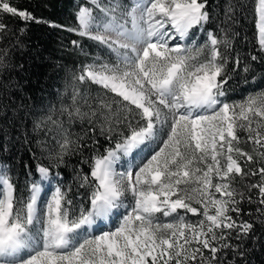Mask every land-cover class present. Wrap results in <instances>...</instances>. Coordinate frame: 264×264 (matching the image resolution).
Here are the masks:
<instances>
[{"label": "snow or ice", "instance_id": "snow-or-ice-1", "mask_svg": "<svg viewBox=\"0 0 264 264\" xmlns=\"http://www.w3.org/2000/svg\"><path fill=\"white\" fill-rule=\"evenodd\" d=\"M222 11L213 28L210 0H89L66 30L94 51L72 41L86 59L55 100L17 103L20 83L0 80V116L27 107L49 161L0 163V264H248L264 229V88L228 97L234 75L256 74L234 52L231 0ZM30 23L64 27L0 0V74L24 67L12 53ZM255 29L264 65V0ZM73 155L87 169L69 183Z\"/></svg>", "mask_w": 264, "mask_h": 264}, {"label": "trees", "instance_id": "trees-1", "mask_svg": "<svg viewBox=\"0 0 264 264\" xmlns=\"http://www.w3.org/2000/svg\"><path fill=\"white\" fill-rule=\"evenodd\" d=\"M210 2L213 5V15L218 17L210 25L215 28L219 20L223 19L222 6L225 0H210ZM231 2L235 6L238 21L233 25V29L239 33L233 41L234 52L238 53L244 62L253 63L256 74L255 82L250 78L252 74H248L247 82H245L243 72L239 76H233V80L230 81L231 88L228 97L232 100H240L248 92L264 88V65L251 62L249 57V53L258 54L255 53L257 47L255 0H231ZM12 3L18 9L27 10L39 19L64 27H52L49 23L28 24L27 31L20 35V40L23 41L22 47L12 53V63L22 64L24 67L7 69L0 74V80L13 85L20 83L21 88L13 90L12 93L17 103L21 98L26 102V105L33 102L47 103L50 100H55L57 91L65 89L71 71L77 69L80 63L86 59L73 47L72 41L79 40L86 50L94 51L91 41L66 30L77 25L76 12L81 5L88 4L89 0H12ZM217 5L221 7H217ZM6 22L17 31L22 25V22L17 18H9ZM204 37V35H200L199 39ZM7 43L8 39L0 41V44ZM30 97L32 99H29ZM12 115L13 113L9 112L7 116H0V144L5 149L0 151V163L8 164L17 174L23 171L25 164H32L34 170L36 162L49 163L47 153L42 155L37 143L41 137L45 136V133L32 131V119L28 115V108H20L15 114L16 118L9 123L8 117ZM82 127H87V125L80 122L73 123L71 131L74 134L80 133ZM25 135L29 142H25ZM32 152H35L37 157H41V160H33ZM77 159L78 157L75 155L67 157L68 166L61 168L69 183L72 182V165L87 169V165L76 164ZM21 181H23V177H21ZM73 190L75 191V188ZM76 199L78 200L79 197ZM243 207L247 211L254 210L256 206L244 204ZM257 227L259 229V226ZM256 235L258 239L255 243L247 242L246 259L248 264H264V229H259ZM229 257H231V253H229Z\"/></svg>", "mask_w": 264, "mask_h": 264}, {"label": "rangeland", "instance_id": "rangeland-1", "mask_svg": "<svg viewBox=\"0 0 264 264\" xmlns=\"http://www.w3.org/2000/svg\"><path fill=\"white\" fill-rule=\"evenodd\" d=\"M204 39H206V37H204V38H202V39H199L197 42H198V43H202V42L204 41ZM188 217H189L190 219H192V220H195V219H196V217H192L191 214H188Z\"/></svg>", "mask_w": 264, "mask_h": 264}]
</instances>
